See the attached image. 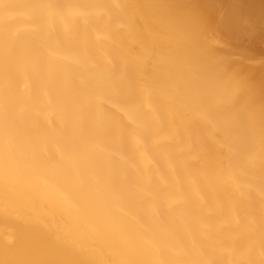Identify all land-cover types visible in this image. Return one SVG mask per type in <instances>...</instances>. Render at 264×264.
Here are the masks:
<instances>
[{"label":"bare ground","instance_id":"6f19581e","mask_svg":"<svg viewBox=\"0 0 264 264\" xmlns=\"http://www.w3.org/2000/svg\"><path fill=\"white\" fill-rule=\"evenodd\" d=\"M0 264H264V0H0Z\"/></svg>","mask_w":264,"mask_h":264}]
</instances>
